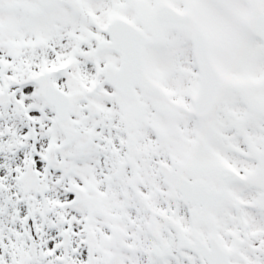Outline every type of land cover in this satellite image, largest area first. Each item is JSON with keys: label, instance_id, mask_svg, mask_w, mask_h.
Instances as JSON below:
<instances>
[{"label": "snow or ice", "instance_id": "obj_1", "mask_svg": "<svg viewBox=\"0 0 264 264\" xmlns=\"http://www.w3.org/2000/svg\"><path fill=\"white\" fill-rule=\"evenodd\" d=\"M0 264H264V0H0Z\"/></svg>", "mask_w": 264, "mask_h": 264}]
</instances>
